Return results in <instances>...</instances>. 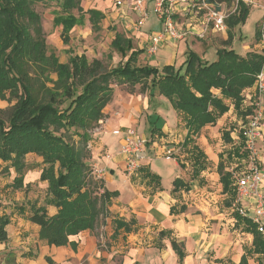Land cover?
I'll return each instance as SVG.
<instances>
[{
  "label": "trees",
  "instance_id": "1",
  "mask_svg": "<svg viewBox=\"0 0 264 264\" xmlns=\"http://www.w3.org/2000/svg\"><path fill=\"white\" fill-rule=\"evenodd\" d=\"M39 1L53 2L58 7L53 24L62 26L61 37L66 44L72 29L83 25L86 19L93 30L100 29L105 14L94 8L85 10L83 0H0V99L13 102L9 111L0 108V159L9 162L18 174L12 188L27 190L26 155L35 153L42 157L40 180L47 182L44 202H22L16 209L40 226L39 236L49 245L70 244L76 249L77 244L70 237L84 230H100L111 214L112 199L118 196L117 191L107 188L103 178L94 174L90 145L93 131L104 119V109L112 100L114 85H126L130 92L140 85L141 92H147L150 98L163 95L183 115L188 133L179 144L189 154L187 159L192 162L194 179L207 168L208 161L195 140L201 129L215 124L230 110L227 100L234 104L243 121L253 113L252 107L243 105V91L255 84L257 75L264 69V48L242 55L231 47L233 30L244 25L250 14V6L244 0H237L235 10L226 19L228 38L217 49L215 60L204 59L189 50L178 67L141 65L138 58L144 50L135 49L131 37L117 32L111 47L121 54L124 62L108 69L101 59L90 60L85 54L72 55L63 62L54 52L49 53L42 16L36 9ZM232 1L205 0L218 9ZM263 34L264 17L256 29V41ZM149 129L152 135L161 133L155 125ZM230 132H223L226 142L232 140ZM231 155L232 152L228 154ZM218 172L223 191L234 196V200L232 172L225 170L222 161ZM143 176L161 188L157 175L144 169ZM174 184L175 188L184 186L181 179H176ZM185 188L189 189V185ZM48 205L55 206L57 213L49 214ZM234 216L235 226L253 236L252 247L245 250L238 263L249 264L250 256H264V233L238 211H234ZM9 222V215L0 217V244L9 241ZM132 222L134 219L115 218L113 235L120 228L130 230ZM172 245L179 264H183L184 243L173 240ZM5 261L17 264L16 253L9 251Z\"/></svg>",
  "mask_w": 264,
  "mask_h": 264
},
{
  "label": "crops",
  "instance_id": "2",
  "mask_svg": "<svg viewBox=\"0 0 264 264\" xmlns=\"http://www.w3.org/2000/svg\"><path fill=\"white\" fill-rule=\"evenodd\" d=\"M190 1L192 3L194 0ZM235 1L237 2V0ZM88 2H93V0H88ZM250 2H253L252 6L247 3L250 6V14L246 23L237 27L240 30H245L253 12H255L256 21L254 24L258 21L263 22L264 0H251ZM95 4L96 6L84 7V9L94 8L105 14V9L111 6V0H100ZM191 5L187 2H180L178 7L176 6L179 18H181L180 16L184 17V20L178 22L180 28L186 29L190 33L180 40L164 42L157 55L147 64L160 68L165 65L178 67L185 61L189 50L196 52L204 59H216L218 48H215L212 39L208 37L204 39L207 32L201 33L205 17H201L200 13L204 9H201L200 4L195 9H189ZM195 6L193 5V7ZM143 7L145 11L148 9L153 11L149 20L148 16L145 20L141 17L136 0H125L122 5H118L116 2L113 8L114 12L111 14L114 19L118 17L120 20L124 19L122 22L126 26L125 31L128 30L129 33H122L132 38L135 49L141 50L147 46L150 34L162 28V23L154 12L155 0H144ZM126 12L132 15L131 19L128 15L125 16ZM189 12L192 16L188 18L186 16ZM138 16L142 18L141 22L138 24L129 23V21L135 23ZM237 28L235 29L237 30ZM227 31L221 33L224 40L228 38ZM261 40L256 41L257 44L255 43L253 48L245 45V42L236 46V36L234 35L231 47L245 55L250 50L261 51L264 48ZM222 46L223 42L220 47ZM247 46L249 49H245ZM143 55L145 52L139 56L138 64ZM138 89L139 85L136 86L135 92L122 89L121 86H114L112 100L104 109V119L93 131L90 141L93 155L91 163L95 170L102 171L97 176L105 180L108 189L118 192V196L112 199L111 214L106 219V224L100 228L99 236L91 230H84L71 236L70 240L77 244L76 249L70 244L49 245L39 236L40 226L28 220L26 214L15 210L18 204L29 201L27 197L29 189L32 187L30 182H33L30 176L35 174L34 181L40 180L44 166L41 156L29 153L26 155L28 168L24 172V184H30V187L27 190L12 189L17 194L15 199L18 201L14 203L13 212L8 213L10 216V222L7 225L9 241L7 244H0L2 264H6L5 258L9 251L16 253L17 264H179L178 254L172 245L173 240L183 242L185 245L183 264H238L245 250L252 247L253 236L251 234L238 227L242 234L247 233L250 238L248 246L241 244L242 241L234 234L235 231H231V226L234 225L231 223L233 218H226V212L223 210L214 212L209 208L213 204L212 200L217 199V194L212 188H215L216 191H223L218 172L219 162L222 161L225 164V170L233 169L232 166L226 165L225 160L227 157H231L227 154L232 152L231 165L243 166L245 164V155L241 154L243 139L240 132L244 119L237 115L234 104L230 102L228 112L220 117L215 124L204 126L195 136L198 147L207 156L208 165L193 179L192 162L188 160L189 162L186 161L185 164L181 159L185 156V152L182 151L179 143L188 133L183 115L163 95L150 98L147 92H141ZM243 94L245 108L252 107L254 109L255 102L259 101V105L264 109V91L258 90L257 80L253 86L246 88ZM138 123L148 131L150 125H155L160 128L162 134L159 131L153 135L150 133L151 139L148 140L141 153L140 169L135 176L130 177L125 171L120 149L127 128H135L139 133L135 126ZM230 124H238L239 127L231 129ZM225 130L231 131V143L224 141L223 132ZM141 136L146 138L144 133ZM257 146L264 166V125ZM235 150L238 153L235 154L237 157L234 155ZM30 157L34 161L32 165L29 163L28 158ZM7 164L12 173L17 174L15 168L9 162L5 163V165ZM144 169L160 178L161 188H156L154 182H148V178L143 176ZM176 179H181L184 186L175 188L174 181ZM40 183L46 191L47 182L41 181ZM186 184L189 185V189L185 188ZM261 189L264 192V183ZM226 194L230 193L224 192L222 196L226 197ZM229 196L231 198V194ZM44 197L45 192L35 200L42 204ZM244 203L247 204V202ZM47 209L49 214H55L58 210L52 205H48ZM233 209L236 211L234 206ZM115 218L125 221L134 219V222L130 224V230L120 228L114 236ZM235 248L237 251L232 253L231 250ZM227 255L230 258V263L224 261ZM48 259H51L52 262Z\"/></svg>",
  "mask_w": 264,
  "mask_h": 264
},
{
  "label": "rangeland",
  "instance_id": "3",
  "mask_svg": "<svg viewBox=\"0 0 264 264\" xmlns=\"http://www.w3.org/2000/svg\"><path fill=\"white\" fill-rule=\"evenodd\" d=\"M96 1H100V0H93V2H88V0H83L82 5H83V7L96 6V4H95ZM124 1L125 0H122L123 3H124ZM200 1L201 0H194L191 3V1L188 0L187 3H189L190 5L192 4L191 6H189V9L197 8V5L200 4ZM245 1L250 6L253 5L252 4L253 2H250L251 0H245ZM116 2H117V0H111V6H109L108 8L105 9L106 18L102 21L100 29L93 30L92 26L89 23V20L86 19L83 25L75 26L72 29L71 34H70L71 35L70 41H69V43L66 44L63 42V39L61 37L62 26H55L53 24L54 11L57 10L58 7L53 2L39 1L36 4V9L42 16V25H43L44 32L46 34V40H47V44H48L49 53L54 52L59 57V59L63 62L68 61L70 56H72V55L85 54V55H87V57L90 60H93L95 58L101 59L103 61L104 65L108 69L118 65L120 62H124L125 59L121 56V54H119L114 48L111 47V40L114 38L116 31L125 32L126 34L129 33L128 30H127V32L125 31L126 26L123 25V22H122V20H124V19L120 20L119 17L117 19H114L113 16L111 15L114 12L113 8H114V5ZM178 5H176V6L178 7ZM193 5H196V6L193 7ZM179 8L183 9L181 7H179ZM185 8H188V7H185ZM235 8H236V1L235 0L232 1L231 3H223L220 5V9L224 10L228 14L232 13L235 10ZM152 12H153L152 9L146 10L148 20H149L150 14ZM75 13H77V12H75ZM254 13L255 12H253V14H251L245 30H240L238 28H237V30L236 29L233 30L234 35L236 36V44H235L236 46H240L241 42H245V45H248L251 48H253V46L255 45V43H256L255 32H256V29L258 28V26H261L262 21L261 22L258 21L259 23L257 22L256 24H254V21H255ZM205 14H206V10H203V11H201L200 16L205 17ZM127 15L130 19L132 18V15L129 12L128 13L126 12L125 16H127ZM190 16H192L191 12H189L186 17L189 18ZM180 17L181 18H179V14L177 12H174V18L178 22L184 20V17H182V16H180ZM126 21L128 22L129 20H126ZM139 22H141L140 17L135 19V23H132V21H129V23H131V24H138ZM240 36H241V39H239ZM206 37L212 39L213 44L215 45V48H219L221 46L222 42L224 41L223 34L212 31L211 25L209 26L207 33H205L204 39ZM198 38H200V37H198ZM262 38H263V36H262ZM248 46L245 47V49L246 48L249 49ZM256 49H259V48L256 47ZM156 55L149 56L145 53V55L140 57L139 64H141V65L147 64ZM114 86L115 87L121 86L122 89L123 88L128 89V87L126 85L115 84ZM139 89H140V85H139ZM215 92L218 94V91H215ZM227 101L229 103L231 102L230 100H227ZM12 105H13V102L10 103L7 100H1L0 99V108H4L7 111H9ZM245 122H247V121L245 120L243 123H245ZM135 126H137V129L139 130L140 135L141 134L143 135V133H144V135L146 136L145 139L147 141L151 139L150 130L149 131L144 130V126L140 125V123H138V125H135ZM158 126H161V124H158ZM230 126H231V129H233L235 127H239L238 124H232V125L230 124ZM185 128H187L186 124H185ZM231 142H227V143H231ZM245 151L246 150L244 148L241 151V154L243 156L244 155L246 156ZM188 155L189 154L187 152H185V156L181 157V159L185 162V164H186V161H188V159H187ZM234 155H235V153H234ZM236 157H235V159H236ZM231 158H232V155L230 158L227 157L225 160H226V165L230 166V167L232 166V168H233L230 170V172H232V177H233L232 178V188L236 192V184H235L236 178L234 175V171L240 170L243 166L239 165V164L231 165L230 164ZM28 159H29V163L32 165L34 163V161H32V157H30ZM235 162H236V160H235ZM5 163H7V162L0 159V217L3 214L9 215L8 213H12L14 208H15L14 203L18 201L15 199L17 194H15L13 192L15 189L12 190L13 188L11 186V184L14 180V177L17 174L16 173L13 174L12 170L8 169L9 165L8 164L5 165ZM207 165H208V162H207ZM27 167H28V165H27ZM34 175L35 174H31V176H30V179L33 182H30L32 187L29 189V193H28L29 196L27 197L29 199L28 202L35 200L36 197H41L45 192V187L42 186V183H40L41 181L38 179H37V181H34L36 179V178H34ZM30 184H28L29 187H30ZM212 190H215L214 193L217 194V199L212 200V202H213L212 206H209V204H206V205L209 206V208L211 210H213L214 212H216L218 210L219 211L220 210L225 211L226 212L225 213L226 218H233V221H231V223H233L234 225L231 226V231H235L234 234L237 236V238L241 239V241H242L241 244L248 246L249 245L248 243L250 242V238L248 237L247 233L242 234V232L240 231V228L235 226L236 220L234 218V209H233V197L234 196L233 197L231 196V198H230V196H229L230 194H228V195L226 194V197H224V196H222V194H224L223 191H220V190L216 191L215 188H212ZM20 197H22V196H20ZM19 201H21V200H19ZM230 202H231V205L229 206L228 204ZM15 210H17V209H15ZM99 232H100V230H96L94 233L96 235H98ZM238 234L240 235L239 237H238ZM233 246H235V245H233ZM239 247H240V245H239ZM236 251H237L236 248L234 250H231L232 253H234ZM258 256L259 255L250 256L249 264H264V256H259L260 258H258ZM224 261H227L226 263H228V262L230 263V258L228 255L226 256Z\"/></svg>",
  "mask_w": 264,
  "mask_h": 264
},
{
  "label": "built area",
  "instance_id": "4",
  "mask_svg": "<svg viewBox=\"0 0 264 264\" xmlns=\"http://www.w3.org/2000/svg\"><path fill=\"white\" fill-rule=\"evenodd\" d=\"M143 1L136 0V4L144 20L147 14L143 7ZM180 2H187V0L155 1L154 12L159 16L162 28L150 34L147 46L144 49L147 55H156L164 42L180 40L190 33V31L180 28L178 21L174 18V12L177 11L176 5ZM117 4L122 5V1H117ZM200 6L201 9L206 10L204 28L201 33L207 32L210 25L213 31L225 33L227 31L226 19L229 14L220 8L218 9L208 4L205 0L200 1ZM201 33L200 35H202ZM261 42L264 45V35ZM257 87L260 92L264 91V69L257 75ZM263 125L264 109L259 105V101H256L253 113L247 117V122L242 123L240 131L246 156L243 167L234 171L236 196L233 203L235 210L241 216L251 219L262 233L264 232V192L261 187L264 183V166L260 159L257 142L262 134ZM147 142L135 128H127L122 139L120 154L123 157L125 171L128 176L133 177L138 173L142 157L141 153ZM98 173H102V171L94 169L96 176ZM244 202H247V204L245 205Z\"/></svg>",
  "mask_w": 264,
  "mask_h": 264
}]
</instances>
